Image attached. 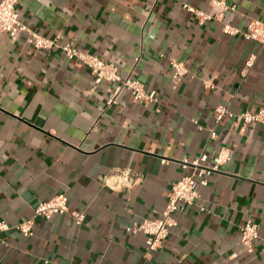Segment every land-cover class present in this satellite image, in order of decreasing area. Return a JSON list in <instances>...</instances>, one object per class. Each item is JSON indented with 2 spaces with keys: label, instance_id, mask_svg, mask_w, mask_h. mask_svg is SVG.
<instances>
[{
  "label": "crops",
  "instance_id": "0c3cea01",
  "mask_svg": "<svg viewBox=\"0 0 264 264\" xmlns=\"http://www.w3.org/2000/svg\"><path fill=\"white\" fill-rule=\"evenodd\" d=\"M216 1L20 0L31 30L115 64L158 102L124 91L109 106L115 85H97L84 64L0 33V222L11 227L0 232V264H264V129L236 117L264 108V48L224 33L264 20V0H225L235 10L203 22L184 9L215 14ZM172 60L188 70L179 83ZM218 106L235 117L217 123ZM222 147L231 161L181 206L162 249L126 232L161 216L187 173L182 160L212 159ZM121 169L142 181L111 189ZM59 194L85 213L83 225L62 215L39 219L31 237L15 229ZM249 221L260 227L252 253L241 242Z\"/></svg>",
  "mask_w": 264,
  "mask_h": 264
},
{
  "label": "built area",
  "instance_id": "2783aa9c",
  "mask_svg": "<svg viewBox=\"0 0 264 264\" xmlns=\"http://www.w3.org/2000/svg\"><path fill=\"white\" fill-rule=\"evenodd\" d=\"M19 2L20 0H0V33L7 34L13 39L19 34H26L27 43L36 50L59 49L66 58L84 64L90 69L97 85L104 82L115 85L114 97L108 101L109 106L116 105V98L124 91L129 92L133 100L139 104L147 105L158 102L155 91H148L141 81L123 76L115 64L108 63L96 55L81 52L73 48L71 44H60L58 40L46 38L31 30L20 19ZM213 7L215 14H206L192 6L184 5V9L196 16L201 22L223 18L228 11L235 10V7H229L225 0L214 2ZM224 33L231 36L241 34L246 40L257 42L264 48V20L255 19L251 21L245 32H241L231 25H225ZM255 59L256 57L252 56L247 61L249 68L253 66ZM170 65L176 83L181 82L188 75V70L182 63L172 60ZM204 84L206 88H213L207 82ZM215 111L217 123L222 122L226 117H235V114L229 112L228 108L224 106H218ZM236 117L246 125L259 124L264 129V108L256 113L246 111ZM199 129L202 128L199 127ZM210 135L211 139L216 140V131H211ZM231 158L232 151L227 147H222L212 159L204 153L192 161L182 160L180 162L181 168L187 173L171 185L167 192V205L161 216L157 219L135 223L126 228V232L133 235L144 234L147 237V249L150 252L162 249L172 230L177 226L176 214L183 210L181 206H193L200 198L199 189L207 187L210 179L215 174L221 173ZM164 163L167 162L164 161ZM110 178L115 179L114 183L111 186L108 180L106 183L114 190L115 188H133L143 179L139 173L129 169L115 170ZM62 215L70 216L78 226L83 225L86 221L85 213L73 210L70 207L69 198L64 194H59L48 201L40 202L35 209L33 218L16 226L15 229L25 237H31L34 235V229L39 219L50 221L54 217ZM9 230L11 227L6 222L1 221L0 232ZM259 230V225L252 221L247 222L241 228V242L250 253L254 251V242L259 237Z\"/></svg>",
  "mask_w": 264,
  "mask_h": 264
}]
</instances>
